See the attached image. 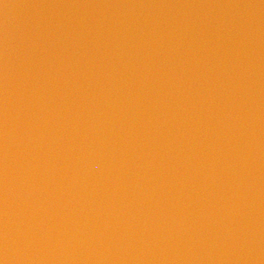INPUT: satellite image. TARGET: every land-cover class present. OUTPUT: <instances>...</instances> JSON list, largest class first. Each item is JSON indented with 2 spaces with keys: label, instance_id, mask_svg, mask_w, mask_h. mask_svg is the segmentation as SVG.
<instances>
[{
  "label": "water",
  "instance_id": "obj_1",
  "mask_svg": "<svg viewBox=\"0 0 264 264\" xmlns=\"http://www.w3.org/2000/svg\"><path fill=\"white\" fill-rule=\"evenodd\" d=\"M0 264H264V0H0Z\"/></svg>",
  "mask_w": 264,
  "mask_h": 264
}]
</instances>
